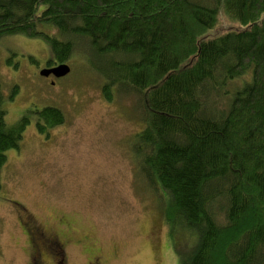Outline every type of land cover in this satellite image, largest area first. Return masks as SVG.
Returning <instances> with one entry per match:
<instances>
[{
    "label": "trees",
    "instance_id": "1",
    "mask_svg": "<svg viewBox=\"0 0 264 264\" xmlns=\"http://www.w3.org/2000/svg\"><path fill=\"white\" fill-rule=\"evenodd\" d=\"M214 2L0 0V40L42 38L53 52L49 65L67 63L76 39L88 40L107 59L106 69L94 64L107 79L106 100L116 85L142 95L146 125L133 149L150 186L167 198L162 212L171 235L193 233L181 264H264V0ZM220 9L241 27L211 36ZM47 26L63 39L42 31ZM14 56L7 63L17 69ZM245 75L251 79L225 92ZM219 91L230 103L215 115L207 105ZM19 92L14 85L5 96L0 83V189L7 152L19 148L31 122L26 115L7 123L5 104ZM33 112L43 134L65 121L60 108ZM218 199L224 224L213 211Z\"/></svg>",
    "mask_w": 264,
    "mask_h": 264
},
{
    "label": "rangeland",
    "instance_id": "2",
    "mask_svg": "<svg viewBox=\"0 0 264 264\" xmlns=\"http://www.w3.org/2000/svg\"><path fill=\"white\" fill-rule=\"evenodd\" d=\"M196 1L215 5L214 0ZM239 27L220 9L218 24L208 34ZM42 31L62 38L50 26ZM13 55L17 69L7 63ZM52 56L50 44L42 38L15 34L0 40L3 93L8 96L14 85L20 86L15 101L5 104L7 123L16 124L26 115L31 119L19 148L8 150L1 172L0 264H29L30 247L10 199L31 207L48 231L56 226L59 213L69 214L79 241L69 248V264H88L93 255L99 257L98 264H181L179 252L190 255L193 233L178 228L171 235L162 212L167 198L150 186L133 149L136 133L146 125L142 95L116 85L108 102L102 91L107 79L94 65L106 69L107 59L96 56L86 39H76L67 60L69 72L53 77L55 85L41 74ZM250 79L240 77L225 92ZM225 96L222 91L212 95L207 105L212 114L228 110L230 99ZM47 106L60 108L65 121L43 134L36 129L33 110ZM213 207L224 224L219 199Z\"/></svg>",
    "mask_w": 264,
    "mask_h": 264
},
{
    "label": "flooded vegetation",
    "instance_id": "3",
    "mask_svg": "<svg viewBox=\"0 0 264 264\" xmlns=\"http://www.w3.org/2000/svg\"><path fill=\"white\" fill-rule=\"evenodd\" d=\"M55 65L46 64L43 69L53 68ZM45 77V76H44ZM55 75L46 76L49 83L56 84ZM56 78V77H55ZM45 199V193H41ZM10 206L17 216V222L30 247L28 258L29 264H69V248L77 245L79 241L74 238V225L70 222L69 214L59 213L56 226L48 231V226L35 215L34 211L21 200L10 199ZM93 255V254H92ZM98 256L93 255L88 264H98Z\"/></svg>",
    "mask_w": 264,
    "mask_h": 264
},
{
    "label": "water",
    "instance_id": "4",
    "mask_svg": "<svg viewBox=\"0 0 264 264\" xmlns=\"http://www.w3.org/2000/svg\"><path fill=\"white\" fill-rule=\"evenodd\" d=\"M69 72V65L68 63H61L59 65H56V67L53 68H46L41 70V74L43 76H49L50 74H54L55 77H62L66 76Z\"/></svg>",
    "mask_w": 264,
    "mask_h": 264
}]
</instances>
